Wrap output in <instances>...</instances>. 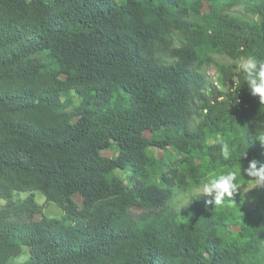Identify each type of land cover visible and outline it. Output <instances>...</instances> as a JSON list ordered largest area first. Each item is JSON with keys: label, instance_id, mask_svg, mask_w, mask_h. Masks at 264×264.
<instances>
[{"label": "trees", "instance_id": "obj_1", "mask_svg": "<svg viewBox=\"0 0 264 264\" xmlns=\"http://www.w3.org/2000/svg\"><path fill=\"white\" fill-rule=\"evenodd\" d=\"M221 56L233 63L216 64L215 84L206 68ZM248 56L264 61V0H0V196L39 190L65 212L10 222L0 207V264L23 248V264H263L264 212L239 210L250 219L233 231L237 216L212 212L217 204L196 196L179 212L165 191L153 221L155 190L138 184L151 175L184 194L264 162V103L234 64ZM65 90L82 104L54 103ZM149 149L179 159L169 167ZM74 193L84 221L73 220Z\"/></svg>", "mask_w": 264, "mask_h": 264}, {"label": "rangeland", "instance_id": "obj_2", "mask_svg": "<svg viewBox=\"0 0 264 264\" xmlns=\"http://www.w3.org/2000/svg\"><path fill=\"white\" fill-rule=\"evenodd\" d=\"M250 1V0H247ZM232 7V6H228ZM236 12L242 13V8L240 6H234L228 10V14H236ZM215 64H212L206 68V75L207 77L215 82L217 84V67L216 64L220 63H233L228 61L225 57H215L214 60ZM237 68H239V61L234 63ZM234 83L236 84V78L233 79ZM55 79L52 80V84L54 86H57L58 83ZM227 90L231 91V89L226 87ZM233 90V88H232ZM7 99L9 101L12 100L11 96H7ZM84 101V98L82 95L79 94H73L70 91H62L61 96L55 97L53 99L54 103H60L64 108H68V110H71L72 108H76L82 104ZM146 137H149V134H146ZM113 152L110 151H102L103 156L111 157ZM147 156H153L157 159H160L164 161L163 163L166 166L173 167L178 161L179 157L176 155L173 151L170 149L168 150H158V149H149L147 151ZM264 161V160H263ZM264 163V162H263ZM118 175L121 176L123 181L127 184L128 182H131L129 186H132L136 181H133L130 179L126 174H123L122 172L117 171ZM216 176H213L211 178H215ZM210 178V177H208ZM207 178V179H208ZM139 179V180H138ZM138 184L145 186V187H151L154 188V192L150 195V212H149V218L153 221H160L164 217V213L162 210V207L164 205V200L162 196V192L170 191L171 193V205L175 210H178L179 212H184L186 206L191 202V200L198 196V194L194 193V189L198 186H202L204 182L199 183H193L191 186L187 188L185 193H180V190L173 191V188L175 186L174 181H165L158 177L154 176H146L143 175L139 177ZM206 179V180H207ZM2 179L0 178V182ZM239 182L242 186L241 193L239 195V203L236 205V207H232L229 205H218L212 207V212H217L216 214L221 215H227L232 214L234 216H237L236 220H232L230 223L227 224L228 228L233 231H237L242 225H244V221L247 219H250L246 215H244L241 219H238L242 212L239 210H244L245 208L247 211H254L259 210L260 212H264V186L255 187L254 182L250 180L244 173L242 176L239 177ZM244 189V191H243ZM0 192L4 193V189L2 187V184L0 185ZM135 201H138L137 195L134 194ZM200 198L206 200L209 203H214V199L209 196L200 195ZM32 200L33 204H29V201ZM72 202L76 205V210L78 214H76L73 217V220L81 219V221H84L85 219L82 216V208H83V199L78 193H74L72 195ZM28 203V204H27ZM29 206H32L33 211L35 213L33 215H30V208ZM0 207L6 208L5 216L8 218L10 222H21V221H29L32 219V221H40L42 217L49 218V219H62L65 216V212L63 209H61L58 205L47 202L44 195L39 190H34L32 192L28 191H13L9 194V198L5 199L0 196ZM135 212L138 214L141 212L140 208H135ZM31 217V218H30ZM72 224V222H69ZM201 225L204 228L210 229V224L204 220L201 219ZM147 224L145 225V227ZM203 243V239L199 238L196 239L191 245L198 246L199 244ZM263 250H264V241L262 242ZM30 253L29 250L26 248H23L21 253L13 257L7 262L6 264H23L27 261L29 258ZM264 264V262H263Z\"/></svg>", "mask_w": 264, "mask_h": 264}, {"label": "clouds", "instance_id": "obj_3", "mask_svg": "<svg viewBox=\"0 0 264 264\" xmlns=\"http://www.w3.org/2000/svg\"><path fill=\"white\" fill-rule=\"evenodd\" d=\"M239 70L245 76L251 95L258 97L260 103H264V61L252 56L241 57ZM258 140L264 145V135H260ZM221 155L225 160H230L233 156L232 149L227 144L223 145ZM239 157L240 159L247 158V153L242 151ZM243 173L254 182L255 187L264 186V163L253 158L249 160L248 166L243 169ZM240 176H242V167L225 171L215 178H208L202 186L194 189V193L198 194V197L200 195L212 197L214 203L219 205L225 198L232 199L238 193L242 194Z\"/></svg>", "mask_w": 264, "mask_h": 264}]
</instances>
